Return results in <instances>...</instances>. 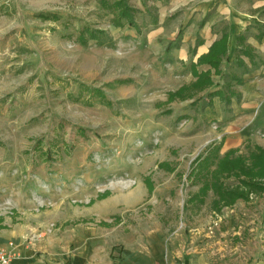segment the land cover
Listing matches in <instances>:
<instances>
[{"label": "rangeland", "instance_id": "rangeland-1", "mask_svg": "<svg viewBox=\"0 0 264 264\" xmlns=\"http://www.w3.org/2000/svg\"><path fill=\"white\" fill-rule=\"evenodd\" d=\"M118 1L0 0V248L13 264L260 261L264 81L248 111L224 53L193 79L209 0Z\"/></svg>", "mask_w": 264, "mask_h": 264}, {"label": "crops", "instance_id": "crops-1", "mask_svg": "<svg viewBox=\"0 0 264 264\" xmlns=\"http://www.w3.org/2000/svg\"><path fill=\"white\" fill-rule=\"evenodd\" d=\"M207 5L213 10L208 9L204 16H200L205 27L199 31L194 44L187 46L196 50L190 63L191 75L194 80L206 73H212L214 77L215 69L210 63H199V58L207 55L211 46L225 36V55L219 68L223 73L224 64L233 63L238 72L242 69L237 75L246 85L238 96L242 97L244 110L254 108L257 103L249 102L247 96L255 98L258 85L264 81V0H209ZM232 101V105L236 101L235 106H239L237 100ZM261 253L264 254V245ZM231 260L230 264H264V255L260 261L253 260L248 254H237Z\"/></svg>", "mask_w": 264, "mask_h": 264}, {"label": "trees", "instance_id": "trees-1", "mask_svg": "<svg viewBox=\"0 0 264 264\" xmlns=\"http://www.w3.org/2000/svg\"><path fill=\"white\" fill-rule=\"evenodd\" d=\"M118 4L116 5L118 8L121 6L120 4L123 3L122 0L117 2ZM119 5V6H118ZM124 10V11H123ZM126 9H121L122 16L123 18H128L129 19V25L134 27L136 26L135 22L133 21V18L128 17V13L126 12ZM87 34L91 36L92 38H96L97 34L95 31L87 30ZM81 42L86 44V39H85V34H81ZM226 49V38L223 36V39L219 43H214L207 55H203L199 58V63H210L212 67L218 68L220 64V55L225 52ZM218 70V69H217ZM202 75H199L198 78L200 79Z\"/></svg>", "mask_w": 264, "mask_h": 264}, {"label": "built area", "instance_id": "built-area-1", "mask_svg": "<svg viewBox=\"0 0 264 264\" xmlns=\"http://www.w3.org/2000/svg\"><path fill=\"white\" fill-rule=\"evenodd\" d=\"M21 258V252L14 249L0 248V264H12L13 261Z\"/></svg>", "mask_w": 264, "mask_h": 264}]
</instances>
